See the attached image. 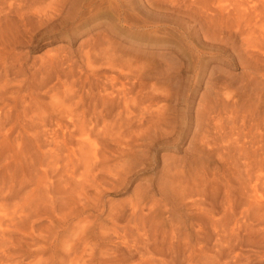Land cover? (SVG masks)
<instances>
[{"label":"rangeland","instance_id":"obj_1","mask_svg":"<svg viewBox=\"0 0 264 264\" xmlns=\"http://www.w3.org/2000/svg\"><path fill=\"white\" fill-rule=\"evenodd\" d=\"M5 1L2 17L19 4ZM34 1L0 22V92L16 89L0 101V264H264V42L205 36L235 1L264 0ZM124 67L143 68L137 99L162 88L142 108L169 107L125 158L98 130L113 136L102 98ZM206 99L216 110L197 118Z\"/></svg>","mask_w":264,"mask_h":264},{"label":"bare ground","instance_id":"obj_2","mask_svg":"<svg viewBox=\"0 0 264 264\" xmlns=\"http://www.w3.org/2000/svg\"><path fill=\"white\" fill-rule=\"evenodd\" d=\"M7 1V0H6ZM5 1V2H6ZM15 1V0H14ZM18 2H19V4L17 3V6L20 8V7H22V4L21 3H23V0H17ZM26 1V0H25ZM36 1V0H35ZM34 1V2H35ZM38 1V0H37ZM36 1V2H37ZM44 1H47V0H44ZM53 0H49V2H52ZM147 1V0H146ZM153 1V0H152ZM161 1V0H160ZM170 1V0H169ZM168 1V2H169ZM182 1V0H181ZM184 1L185 0H183V5H184ZM220 1V0H219ZM230 1H232V0H230ZM243 1V0H242ZM247 1V0H246ZM250 1H252V0H250ZM8 2H9V0H8ZM12 2V1H11ZM28 2V1H27ZM40 2H41V0H40ZM48 2V1H47ZM69 2V0H55L54 2H52V4H57L58 6H62L63 8H64V6H65V4H67ZM70 2H71V0H70ZM73 2V1H72ZM75 2L77 3V2H79V0H75ZM91 2H92V0H91ZM98 2V1H97ZM157 4L159 3V2H157V1H155ZM155 2H154V4L153 3H151L156 9H158V10H162V11H168L169 13H170V11H173V12H175L176 13V15H177V13L179 14V13H181L182 15H184V16H186V18L187 19H192L193 18V16H192V13H194V12H192L191 13V9H190V7L188 8V9H183L182 11H180V10H177V8H175V7H168V6H166V5H162L163 3H165V1L163 2V0H162V4H159V5H155ZM173 2V0H171V2L170 3H172ZM174 2H177V1H174ZM193 2V1H192ZM195 2V1H194ZM221 2V1H220ZM229 2V1H228ZM236 3H234V5H233V3H231V2H229V3H231L233 6H234V9H233V11H234V14L233 15H229V16H225V15H222V16H218L217 18H211V23L213 24V26H214V28H215V31L213 32V34H214V36H209L208 34H206V32H205V36H208L209 38H213V39H216V40H222L221 42H223V41H225L226 39L225 38H221L220 36H221V34L223 33V30H232V29H234V30H236V31H238V32H240L241 34H242V36L244 35V43H245V45H247V47L246 48H249V47H256V46H258V44H259V42L260 41H262V42H264V17H263V12H264V9H262V8H260V7H258L257 5H255V4H253V5H249L248 3H251V2H248V3H244V2H241V1H238V2H241V3H238L237 1H235ZM254 2V1H253ZM256 2V1H255ZM1 3V2H0ZM58 3H60V5L58 4ZM186 3V2H185ZM228 3V4H229ZM11 4V3H10ZM14 4V3H13ZM24 4V3H23ZM39 4H43V5H40V6H38L37 7V12H36V10H33V11H35L37 14L39 13L40 14V12H41V14L43 13V14H45L47 11H48V7H47V11H45L43 8H41V6L42 7H45L44 5V2H42V3H39ZM114 4V3H113ZM7 5V4H6ZM9 5V4H8ZM8 5H7V7H8ZM15 5V4H14ZM36 5V4H35ZM46 5H48V3L46 4ZM73 5V4H72ZM103 5V4H102ZM174 5L176 6V4L174 3ZM180 5V4H179ZM179 5H177V6H179ZM182 5V6H183ZM219 5V4H218ZM217 5V6H218ZM260 5V4H259ZM1 6V5H0ZM10 6V5H9ZM17 6H13V7H16V8H18ZM25 6V5H24ZM23 6V7H24ZM34 6V5H33ZM50 6H52L51 5V3L49 4V7ZM101 6V5H100ZM121 6H123V5H121ZM120 6V7H121ZM181 6V5H180ZM180 6H179V8H180ZM189 6V5H188ZM187 6V7H188ZM224 6V5H223ZM26 7V6H25ZM35 7V6H34ZM185 7V6H184ZM197 7H199V6H197ZM221 7V6H220ZM226 7V6H225ZM2 8V7H1ZM13 9L12 8V6H11V8L9 7V14H11L10 13V9H13V10H17V9ZM27 8V7H26ZM30 8V7H29ZM38 8H39V10H38ZM46 8V7H45ZM59 8L60 7H57V9H56V11H59L60 13H61V11L59 10ZM196 8V7H195ZM201 8V7H200ZM30 9H32V8H30ZM34 9V8H33ZM42 9V10H41ZM51 9H54L55 10V8H51ZM66 9V8H65ZM194 9V8H193ZM220 9V8H219ZM222 9V8H221ZM225 9V8H224ZM228 9H229V7H228ZM4 10V9H3ZM2 10V11H3ZM5 10H6V8H5ZM21 10H24L23 8L21 9ZM41 10V11H40ZM54 10H51V11H53V12H55ZM62 10H64V9H62ZM120 10V9H119ZM196 10V9H195ZM194 10V11H195ZM202 10H204V9H202ZM24 11H26V10H24ZM50 11V12H51ZM193 11V10H192ZM198 11V10H197ZM222 11H223V9H222ZM4 12V11H3ZM2 12V13H3ZM21 12V11H20ZM49 12V11H48ZM167 12V13H168ZM173 12H172V17H173ZM202 12H204V11H202ZM202 12H201V14H202ZM207 12V11H206ZM209 12V11H208ZM208 12H207V14H208ZM1 13V14H2ZM14 13H15V11H14ZM16 13H17V11H16ZM24 13V12H23ZM56 13V12H55ZM52 14V12H51V14L55 17V15L56 14ZM85 13V12H84ZM9 14H8V17H9ZM18 14V13H17ZM21 14V13H20ZM26 14H28V12L26 13ZM48 14V13H47ZM46 14V16H48ZM199 14V13H198ZM58 15V14H57ZM62 15V14H61ZM74 15V14H73ZM6 16V15H5ZM41 16V15H40ZM50 16V15H49ZM170 16V15H169ZM212 16V15H211ZM215 16V15H214ZM0 17H2V16H0ZM7 16L6 17H4V15H3V17L2 18H0V22H3V20L1 21V19H3V18H8ZM22 17V16H21ZM20 17V18H21ZM33 17V16H32ZM43 17V16H42ZM44 17H45V15H44ZM52 17V16H51ZM51 17H49V18H46V19H50ZM53 17V18H54ZM168 17V16H167ZM175 17V16H174ZM183 17V16H182ZM213 17V16H212ZM25 18H26V16H25ZM11 19V18H10ZM30 19V18H29ZM167 19V18H166ZM7 20V19H6ZM9 20V19H8ZM7 20V21H8ZM38 20V19H37ZM42 20V19H41ZM170 20V19H169ZM208 20V19H207ZM45 21V20H44ZM165 21V20H164ZM208 22V21H207ZM1 24V23H0ZM161 24H163V25H165L164 23H161ZM2 25H3V23H2ZM33 25H34V23H33ZM37 25V24H36ZM1 26V25H0ZM40 26V25H39ZM167 26V25H166ZM5 27V26H4ZM161 27H162V25H161ZM11 28V27H10ZM2 29V28H1ZM24 29V28H23ZM29 29V28H28ZM217 29L218 30H220V33H219V35L217 34ZM258 29V30H257ZM226 30V31H227ZM7 31H9V30H7ZM257 32H260V33H258V36H255L256 34H257ZM4 33V32H3ZM2 33V34H3ZM243 39V38H242ZM220 42V43H221ZM148 57L150 58V59H154L155 57L153 56V55H148ZM164 58V57H163ZM166 58V57H165ZM139 60H141V59H139ZM143 61V60H142ZM156 61H157V59H156ZM141 62V61H140ZM146 62V61H145ZM146 63H149V62H146ZM146 63L144 64V62H143V64L145 65V67L147 66L148 68H149V66L148 65H146ZM156 63V62H155ZM157 63H158V61H157ZM161 63V62H160ZM164 63V62H163ZM153 65H154V62L152 63ZM151 64V65H152ZM138 65V64H137ZM144 65H143V67H144ZM157 65V64H156ZM156 65H154V66H156ZM158 65H159V63H158ZM166 65V64H165ZM129 66H130V63H129ZM141 66V65H140ZM153 66V67H154ZM139 67V66H138ZM142 67V66H141ZM141 67L139 68L140 70H137V69H132L131 67H129V69L127 68V70H126V68L124 69V70H126V71H128L129 70V72H125L124 70H120L121 71V73H120V71H116L115 70V72H114V69H113V72H114V74L115 73H118L119 74V76H118V81H120L121 82V85H119V83L117 84V85H114L113 84V90L109 93L108 92V96L107 97H103L102 99V105H103V108L104 107H108L109 109H111L112 110V112H113V129L111 130L112 132L114 131V133H113V136H108V135H111L112 133L110 132V130H107V127H106V125H105V123H104V127H103V124H102V126H100L101 124L99 123V126L101 127V129H98L99 130V132H101L102 133V135L105 137L106 135H107V138L109 137V138H111V140H110V142H108V141H105V142H107L108 144H106V145H108L109 146V144H110V146H109V152L111 153V154H114V155H120V156H124V158H125V156H127V155H130L131 153H133L134 151H136L135 153L136 154H141L142 153V155H143V153L144 152H146V150L148 149V145H150V143H146V144H140L139 143V139H137V135H135L137 132L139 133L140 131H144V133H145V137H149V139H150V137H152L151 136V130H153L154 129V131H155V128H158V127H160L161 125H162V123L164 124L165 123V116L167 115V111L169 110V107L168 106H163L162 107V109L163 110H161V111H159V112H157L156 111V108H155V111L154 112H152V108H151V106H149L148 108H142L143 106H142V103L144 102L145 103V105L144 106H146L148 103H147V101H153V100H155V99H157L158 98V101L161 99L158 95L160 94L161 95V93H158V95H157V92H158V89L159 88H155V89H152V87L150 88L149 86V90L148 91H146V93H145V91L144 90H141L142 91V94L140 93L139 94V97H138V99H137V94L135 95V91H136V89H137V91L139 90L138 89V87L136 86V81L137 82H139V83H142L141 81H142V79H143V73H141V72H139V71H143L142 69H141ZM157 67V66H156ZM159 67V66H158ZM158 67H157V69H158ZM167 67V66H166ZM137 68V67H136ZM151 68V67H150ZM149 68V69H150ZM123 69V68H122ZM131 69H132V71L134 70V71H137V72H130L131 71ZM147 69V68H146ZM149 69H147V70H149ZM170 69V68H169ZM147 70H145V72L147 73ZM151 70V69H150ZM168 71V70H167ZM144 72V71H143ZM154 72V71H153ZM169 72V71H168ZM117 74V75H118ZM116 75V74H115ZM115 75H113V77L115 76ZM170 76V75H169ZM7 79H8V77H6V81H7ZM114 80L116 81L117 80V77H114ZM173 79H171V81H172ZM170 82V81H169ZM131 83H132V86L130 87V85H131ZM7 85H9V83L7 82L6 83ZM208 89L210 88V87H212L213 88V86H210V84H211V81H208ZM137 85H138V83H137ZM114 86H117V88H115ZM118 86L120 87V88H118ZM140 86V85H139ZM5 88H6V86H4ZM3 87V88H4ZM8 87V86H7ZM11 87V89L10 90H7L6 89V92H5V90H3L2 92H0V101H2V102H4V101H7V100H5V99H2V98H7L9 95H10V98H11V94H12V96L13 95H15L14 94V91H16V89L12 92V86L11 85H9V88ZM136 87V88H135ZM144 87V86H143ZM155 87V86H154ZM172 87V86H171ZM8 88V89H9ZM17 88H19V87H17ZM135 88V89H134ZM211 88V89H212ZM161 90H162V88H160ZM159 89V90H160ZM171 89V88H170ZM206 89V88H205ZM1 90V89H0ZM19 91H20V89H18ZM132 90H135L133 93L134 94H132V92L130 93V91H132ZM213 90V89H212ZM7 94V96H6V94ZM166 92H168V91H166ZM166 92H165V94H166ZM18 93V92H17ZM145 93V95H144V99H146L147 101H145V100H143V98H142V96H143V94ZM135 95L136 96V99H137V101H139V103L137 104V103H135L137 106H135V104H133L132 103V101H130L131 99H133V98H130V96L131 95ZM164 94V93H163ZM164 94V96L167 98V96L169 95H165ZM5 95V97H3ZM26 95V94H25ZM170 96V95H169ZM168 96V97H169ZM203 96V94L201 95V97ZM162 97H163V95H162ZM212 97V96H211ZM203 98V97H202ZM12 99V98H11ZM135 99V100H136ZM152 99V100H151ZM9 100V99H8ZM134 100V101H135ZM163 100V99H162ZM133 101V102H134ZM136 101V102H137ZM150 102V103H151ZM157 102V101H156ZM201 102V101H200ZM130 103H131V105H130ZM143 103V104H144ZM160 104H161V102H159ZM101 104V103H100ZM163 104H165V103H163ZM162 104V105H163ZM205 105L203 106V108H202V110H200L199 112H197V118H199L200 116H202V115H206V114H208V113H211L214 109H215V107H216V101H214L213 99L212 100H205V103H204ZM9 105H10V103H9ZM131 106H135V107H131ZM159 106V105H158ZM161 106V105H160ZM156 107H157V105H156ZM221 107V106H220ZM7 108V107H6ZM151 108V109H150ZM154 108V107H153ZM158 108V107H157ZM161 108V107H160ZM201 108V107H200ZM3 109V108H2ZM133 109H135V110H133ZM143 109H150L149 111H150V113H146V115H145V110H143ZM154 110V109H153ZM216 110V109H215ZM220 110V109H219ZM225 110V109H224ZM223 110V111H224ZM2 110H1V108H0V117H1V115H2V112H1ZM148 110H147V112H149ZM5 112H8V111H5ZM4 112V113H5ZM27 112V111H26ZM156 112V113H155ZM216 112V111H215ZM9 113V112H8ZM7 113V114H8ZM212 114H213V112H212ZM214 114H216V115H218L217 113H214ZM219 114H220V112H219ZM6 115V114H5ZM5 115H4V117H5ZM3 116V115H2ZM213 116V115H212ZM211 116V117H212ZM208 117V116H207ZM215 117V116H214ZM213 117V118H214ZM219 117V116H218ZM218 117L217 118H215V119H217L218 120ZM2 118V117H1ZM136 118H138V119H136ZM209 118V117H208ZM207 119V118H206ZM211 119V118H210ZM1 120V119H0ZM138 120V121H137ZM216 120V121H217ZM216 121H214V122H216ZM97 123V122H96ZM217 123V122H216ZM2 124V123H1ZM98 124V123H97ZM97 124H96V129L97 128H99L98 126H97ZM202 124V123H201ZM218 124V123H217ZM4 125H5V123H4ZM1 126V128H2V125H0ZM6 128V127H5ZM160 128H162V126L160 127ZM166 128V127H165ZM3 129V128H2ZM164 129V128H163ZM160 130V129H159ZM204 130V129H203ZM2 131V130H1ZM107 131H109L108 132V134H107ZM142 131V132H143ZM169 131V130H168ZM98 132V131H97ZM165 132V131H164ZM101 133H100V135H101ZM141 133V132H140ZM153 135V134H152ZM142 137V136H141ZM146 139V138H145ZM148 140V139H147ZM144 142V141H143ZM148 142V141H147ZM142 143V142H141ZM111 145H113L114 146V148H113V146L111 147ZM104 146H105V144H104ZM135 146H139L140 147V149H138V148H135ZM106 148V147H105ZM143 148V149H142ZM138 149V150H137ZM93 152V157H95V159H97V157L99 156V152L96 150V151H92ZM91 154V153H90ZM89 154V155H90ZM135 154H133V156H134ZM112 156V155H111ZM118 157V156H117ZM130 157H132V156H130ZM113 158V157H112ZM249 158H252V157H249ZM116 160V159H115ZM122 160V159H121ZM120 160V161H121ZM95 161V160H94ZM122 161H124V160H122ZM119 162V164L120 163H122L121 165L123 166V162ZM89 162H90V160H89ZM100 162V161H99ZM97 163V162H96ZM124 163H126V160H125V162ZM98 164V163H97ZM114 164H117V163H114ZM111 165V166H115V168H114V170L116 169V165ZM118 164V165H119ZM250 166V164L249 165H247L246 167H247V169H248V167ZM121 167V166H120ZM239 167V166H238ZM106 168V167H105ZM112 168V167H111ZM119 168V167H118ZM251 168V167H250ZM102 169H103V167H102ZM113 169V168H112ZM245 170H246V168H245ZM108 172H109V170H108ZM113 172V171H112ZM80 184H82V183H80ZM249 184V183H248ZM251 185V184H250ZM252 188H253V190L255 191V187L254 186H252ZM253 192V191H252ZM252 192H251V194H252ZM251 197H253V195L251 196ZM255 202V201H254Z\"/></svg>","mask_w":264,"mask_h":264}]
</instances>
